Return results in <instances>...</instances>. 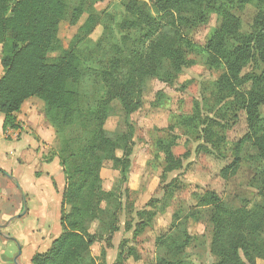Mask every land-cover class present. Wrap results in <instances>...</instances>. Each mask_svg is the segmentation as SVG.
<instances>
[{
    "label": "trees",
    "instance_id": "1",
    "mask_svg": "<svg viewBox=\"0 0 264 264\" xmlns=\"http://www.w3.org/2000/svg\"><path fill=\"white\" fill-rule=\"evenodd\" d=\"M101 2L102 0H96ZM133 1L126 6L130 20L122 29H148L152 42L145 56L117 47L116 57L99 72L106 85L104 97L96 105H86L81 92L88 68L78 49L99 24L89 15L68 48L59 38L60 24L68 17L66 0H0V114L4 128H16L15 114L25 101L37 98L44 104V115L56 138L62 136L57 160L62 169L65 187L60 202L61 232L50 247L31 259V264H95L90 256L91 246L104 240L107 244L121 230L116 216L108 214L101 204L110 192L103 189L102 169L109 162L112 170H119L123 183L131 167V135L111 138L104 129L112 101H119L129 117L141 108V87L148 78L172 84L176 75L193 64L188 55L200 57L212 70L224 73L215 82L218 109L238 107L246 115L247 132L233 147V162L220 172L222 178L235 175L239 167L242 147L250 143L257 151L256 159L264 174V0H146ZM251 5L257 13L251 32H241L236 12ZM81 9L72 12L76 21ZM209 15H216L221 23L208 37L203 47L196 46L185 30L205 23ZM75 23V22H74ZM185 29V30H184ZM199 103L195 101L191 115L181 117L176 126L196 136L203 149L222 158L220 149L226 143V124L207 117L202 119ZM210 113V106H205ZM219 111V110H218ZM78 128L79 136L63 137L71 128ZM169 144L157 142L158 152L164 155L162 178L180 168ZM121 155L118 156L117 152ZM222 151V150H221ZM261 204L248 210L226 208L214 192H206L197 206L213 208L210 253L217 264H264V193ZM103 216L106 217L103 219ZM108 216V217H107ZM96 225V227H94ZM136 235L144 232L140 224ZM94 227V228H93ZM94 229V230H92ZM128 231V230H127ZM184 241L177 236L157 239L167 257L158 264H189L178 259L189 247L191 238L184 233ZM123 248V247H122ZM118 255L117 264L136 252L129 248Z\"/></svg>",
    "mask_w": 264,
    "mask_h": 264
},
{
    "label": "rangeland",
    "instance_id": "2",
    "mask_svg": "<svg viewBox=\"0 0 264 264\" xmlns=\"http://www.w3.org/2000/svg\"><path fill=\"white\" fill-rule=\"evenodd\" d=\"M131 1L146 2L149 6L146 0H66L68 17L59 27L63 48L69 47L89 15L99 19L92 34L78 46L88 68V77L81 87L86 105H96L104 97L107 88L99 72L106 70L109 61L116 57L117 47L124 48L123 54L129 50L142 56L148 53L152 31L145 27L121 28L124 21L131 19L126 10ZM76 8L81 9V13L74 21L72 12ZM256 13L251 5L236 12L242 33L251 32ZM220 23L216 15H209L205 23L191 30L184 29V32L196 46L203 47ZM187 58L193 64L176 75L172 84L161 83L155 78L145 81L139 95L141 108L129 117L119 101L110 103L104 129L113 139L127 133L131 135V167L127 182L123 183L119 170H112L109 162L104 163L103 189L111 196L101 208H106L120 223V232L110 239L111 246L123 247L124 251L132 248L137 254L138 260L127 264L172 261L174 257H167L165 248L161 243L156 245V240L177 236L182 244L184 233L191 238V243L179 253L178 259H186L189 264H217L218 259L210 253L213 208L198 207V199L206 192H214L226 208L248 211L263 202L260 194L264 193V174L256 159L257 151L250 143L241 149L235 175L224 179L220 174L233 162V147L247 132L243 110L235 106L228 110L218 109L215 82L224 70L207 68L195 55ZM29 101L36 103L35 110L42 115L43 102L37 98ZM195 101L200 104L202 119L212 117L226 124L227 144L219 153L215 151L222 154V158L208 153L207 150L214 151V148L203 149L204 143L197 142L195 135L190 137L186 130L176 126L179 118L192 114ZM207 105L210 113H207ZM261 113L264 115V105ZM79 133V129L73 127L63 137L73 138ZM61 140L62 136L50 145L53 157L60 150ZM158 141L165 144L173 141L172 152L180 162V168L164 178V155L158 152ZM35 145L36 139L31 134H23L15 142L0 135V167L5 170L0 178V264H31L32 257L45 252L50 241L61 232L60 201L65 187L62 170L57 158L50 166L42 163ZM51 153L43 159H48ZM117 154L120 156L121 152ZM36 172H40V177L35 176ZM23 212L22 217L15 219ZM140 224L146 228L136 235ZM257 264L263 262L257 261Z\"/></svg>",
    "mask_w": 264,
    "mask_h": 264
},
{
    "label": "crops",
    "instance_id": "3",
    "mask_svg": "<svg viewBox=\"0 0 264 264\" xmlns=\"http://www.w3.org/2000/svg\"><path fill=\"white\" fill-rule=\"evenodd\" d=\"M1 75H2V68H0V77ZM27 101L24 102L20 111L14 116L15 117L14 125L16 126L15 129L9 126H6L4 128L3 126L4 116L0 114V135L5 140H11L15 142L18 141L23 134H27V135L31 134L33 138L36 139L35 151L40 155L41 162L50 166L54 161V159L57 158L56 154L53 157V154L51 153L50 150V145L54 143V141L56 140V135L54 133L53 128L49 125V123L45 118L44 110L42 115L38 114L35 110L36 103L31 101L27 102ZM47 153H51V154L48 159L44 160L43 156L46 155ZM4 171L5 170L2 167H0V178L2 177L1 173H3ZM35 176L37 178L40 177V172H36ZM10 180L12 181L13 184L14 179L11 178ZM39 187L43 188L41 184L39 185ZM63 190H64V186H63ZM10 221L11 219L8 220L7 223ZM3 222H6V220L3 219ZM114 239L116 238L114 237ZM52 241H50L49 247ZM111 245L112 244H110V242L109 244H107L104 240H102L95 242L91 246L90 256L94 259L95 264H117V262L119 261L118 255L121 253V251L120 248H118L117 246L112 247ZM130 261L135 263L137 260H134L132 257H128L126 258V260L122 261V264H127Z\"/></svg>",
    "mask_w": 264,
    "mask_h": 264
},
{
    "label": "water",
    "instance_id": "4",
    "mask_svg": "<svg viewBox=\"0 0 264 264\" xmlns=\"http://www.w3.org/2000/svg\"><path fill=\"white\" fill-rule=\"evenodd\" d=\"M25 212L21 213L20 215L16 216L15 219H18L24 215ZM6 226V225H5Z\"/></svg>",
    "mask_w": 264,
    "mask_h": 264
},
{
    "label": "built area",
    "instance_id": "5",
    "mask_svg": "<svg viewBox=\"0 0 264 264\" xmlns=\"http://www.w3.org/2000/svg\"><path fill=\"white\" fill-rule=\"evenodd\" d=\"M8 133H9V131H8Z\"/></svg>",
    "mask_w": 264,
    "mask_h": 264
}]
</instances>
